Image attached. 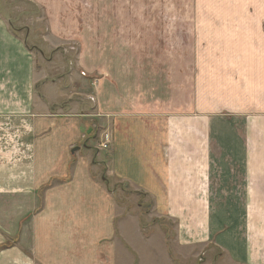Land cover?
I'll list each match as a JSON object with an SVG mask.
<instances>
[{
    "label": "crops",
    "instance_id": "obj_1",
    "mask_svg": "<svg viewBox=\"0 0 264 264\" xmlns=\"http://www.w3.org/2000/svg\"><path fill=\"white\" fill-rule=\"evenodd\" d=\"M9 1L44 15L15 18ZM194 2L195 39L180 44L195 52L183 61L194 81L187 74L162 99L150 87L142 98L158 107L139 99L140 79L134 90L103 79L97 92L84 71L42 70L32 26L75 35L69 5L81 0H0V264H176L175 247L187 264L212 249L219 259L202 264H264V0ZM50 37L42 53L59 49ZM66 79L80 91L64 94ZM170 92L188 100L173 107Z\"/></svg>",
    "mask_w": 264,
    "mask_h": 264
},
{
    "label": "rangeland",
    "instance_id": "obj_2",
    "mask_svg": "<svg viewBox=\"0 0 264 264\" xmlns=\"http://www.w3.org/2000/svg\"><path fill=\"white\" fill-rule=\"evenodd\" d=\"M81 1L82 3L69 5L71 7L69 14L75 23L71 25L70 31L76 32L75 35L60 33L61 35H50V37L46 35L45 26L42 23L32 26L33 33L29 39V44L35 49L37 61L46 74L56 77L71 70V72H78V74L84 76L85 72L90 76L89 79L96 83L93 87L97 92H100L103 79L116 83V86L118 85L117 82L120 81L121 89L131 87L133 90L134 84H140L136 83L140 79L143 84H140L141 94L139 99H142L141 101L144 103L154 104L158 107L161 105L160 102L147 97L142 98L150 87H159L160 92L154 93V96L162 99L166 96L164 94L166 93L165 87H179L181 83L184 85L186 78L183 79V77L187 74L190 75V86H192L195 69L183 66V61H187L186 64L192 66V60L196 58V55L193 51H185L188 50V46H186L188 48L181 49L180 44L182 39H186V36H184L186 34L190 36L188 43L193 45V39H195L194 20L192 18L197 7L194 0H141V6L137 4L138 0H107V4H102L101 0ZM7 8L9 13L14 16L15 12L26 15L30 13L31 16L29 17L44 15L42 10L28 2L13 3L9 1ZM8 9L3 8L2 10ZM107 13H109L108 16ZM166 14H178V16L175 15L173 19L167 21ZM183 15L184 19L181 20L180 18ZM135 17H139V19H134ZM171 23L174 26L172 33L171 28L166 27ZM25 25H28V23L20 20L16 27L22 28ZM107 25H109V28L104 30L103 27ZM86 28H92L93 30L90 31ZM25 34L24 31L22 33L24 39L27 38ZM44 36L53 38L59 49L53 53L49 51H46V54L42 53V47L47 49L45 46H48L47 41L43 39ZM123 44H126V47H131V51H118V47ZM171 46H173V50H171ZM140 47L142 48L141 52L135 50ZM55 56L57 57L53 61L49 59ZM60 78H65V75ZM165 79L171 80V83L166 85ZM159 82L163 84H157ZM73 87L75 89L82 88L80 84L70 85L68 79L62 81L61 90L64 94L71 93L70 90ZM77 91H80V89ZM180 95V93L170 92L169 97H171V100L169 103L175 104L173 107L180 106L188 100L180 98ZM190 102L193 103L191 100ZM89 104L93 105V102L88 101ZM91 132H94L93 129ZM94 144L92 143V146ZM11 145H9V152H13L14 156H18L21 153L20 148L13 149ZM100 151L99 157L106 158L109 150ZM93 153H96V151L94 150ZM125 199L128 203L131 201L133 203L135 201L140 204L144 203L147 209L151 206L149 201H145V198L127 192ZM147 209H143L144 214H147ZM168 225L176 227L177 223L170 220ZM192 250L193 248H191V252ZM173 254L175 255L173 258L176 264H180V259L187 264L185 255L181 254L180 249L175 247ZM219 254L217 250L212 249L206 255L203 254L198 263L202 264L205 260L215 258L218 260ZM217 263L219 264V261Z\"/></svg>",
    "mask_w": 264,
    "mask_h": 264
},
{
    "label": "built area",
    "instance_id": "obj_3",
    "mask_svg": "<svg viewBox=\"0 0 264 264\" xmlns=\"http://www.w3.org/2000/svg\"><path fill=\"white\" fill-rule=\"evenodd\" d=\"M72 49H74V48H72ZM111 141H112V135L110 133H105L103 135V138H102V141L99 145V148L101 150H108L110 148Z\"/></svg>",
    "mask_w": 264,
    "mask_h": 264
},
{
    "label": "water",
    "instance_id": "obj_4",
    "mask_svg": "<svg viewBox=\"0 0 264 264\" xmlns=\"http://www.w3.org/2000/svg\"><path fill=\"white\" fill-rule=\"evenodd\" d=\"M78 149L76 148L73 152L77 151Z\"/></svg>",
    "mask_w": 264,
    "mask_h": 264
}]
</instances>
